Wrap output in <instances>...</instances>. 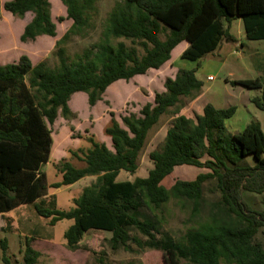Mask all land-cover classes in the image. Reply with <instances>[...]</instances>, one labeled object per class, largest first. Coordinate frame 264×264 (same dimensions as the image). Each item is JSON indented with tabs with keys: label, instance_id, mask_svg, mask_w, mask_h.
Wrapping results in <instances>:
<instances>
[{
	"label": "trees",
	"instance_id": "obj_1",
	"mask_svg": "<svg viewBox=\"0 0 264 264\" xmlns=\"http://www.w3.org/2000/svg\"><path fill=\"white\" fill-rule=\"evenodd\" d=\"M60 1L72 25L56 42L58 69H49L45 62L33 66L26 55L0 66V214L34 204L37 215L48 219L50 226L73 221L65 233L66 248L71 252L80 249L86 233L99 238L110 233L112 250L128 248L130 242L139 245L130 235L134 229L147 238L146 246L160 257L161 264H180L181 260L190 264H264V248L255 242L264 227V211L252 209L242 199V192L264 194V134L258 122H251L240 134L230 133L225 122L235 115L236 107L217 109L207 103L201 115L181 113L183 100L195 98L202 90L196 70L179 69L173 79L165 81L164 91L155 94L154 102L142 107L139 116L122 118L123 126L111 114L103 133L113 151L90 136V148L82 156L72 152L84 166L64 162L58 169L60 180L52 184L41 171L50 161L53 144L46 123L53 125L59 110L62 118L72 116L68 102L74 94H87L92 108L115 82L159 70L182 42L189 45L181 59L199 62L213 54L224 39L234 42L224 21L229 24L239 19L247 40H264V0H124L110 12L100 41L74 62L61 46L70 36L89 29L86 11L91 1ZM3 9L19 18L33 14L20 37L22 43L39 36L56 37L49 0H12ZM231 83L260 90L251 103L264 111V86L259 80ZM172 111L174 118L160 151L149 154L152 169L148 175L132 182L117 181L122 171L136 172L149 132ZM182 166L208 172L164 187V180ZM88 176L96 181L82 190L71 210L37 204L51 190L68 188ZM211 180L220 194L213 205L220 218L188 231L183 242L162 233L160 223L145 212L175 199L192 203L193 213H198L204 184ZM51 245L26 238L22 264H37L42 251ZM0 247L3 263L12 264L5 239L0 240Z\"/></svg>",
	"mask_w": 264,
	"mask_h": 264
},
{
	"label": "rangeland",
	"instance_id": "obj_2",
	"mask_svg": "<svg viewBox=\"0 0 264 264\" xmlns=\"http://www.w3.org/2000/svg\"><path fill=\"white\" fill-rule=\"evenodd\" d=\"M86 0H80L84 2ZM86 15L89 19V29L81 35L70 36L61 46L65 49L66 57L70 62L77 61L83 53L90 49L102 38L110 12L124 0H90ZM4 0H0V66L16 63L22 55H26L33 66L45 62L51 70H57L59 59L56 42L69 30L72 21L67 19L66 7L60 0H49L50 14L56 26V37L40 36L34 42L22 43L19 29L24 22L33 18L27 13L23 18L13 16L4 11ZM62 18V21L59 19ZM14 22V24H13ZM234 42L224 39L219 49L209 54L199 62L182 60L177 51L172 61L165 63L159 70H149L144 75L136 76L128 82L118 81L107 88L100 102L90 108L87 94H74L69 104L73 109L72 116L65 119L58 112L53 125L47 124L51 130L53 140L50 161L41 169L46 174L48 184L60 180L59 167L68 162L74 167H82L73 155L76 152L82 156L89 148L88 138L94 136L98 141L113 151L111 141L103 133L104 127L110 121L111 114L122 125V118L130 115H140V110L147 103H153L155 94L164 91L167 79H173L179 69L196 70V77L203 83L202 91L193 99H184L179 107L181 113L202 114L204 105L210 103L217 109L236 107L235 115L225 122L227 130L232 134H240L251 122H258L264 134V111L258 110L251 100L260 96L261 91L234 86L231 82L241 80H259L264 86V40L249 41L245 37L242 21L232 20L229 24L224 21ZM164 39V36H161ZM121 41V40H119ZM181 49V48H179ZM10 50L11 53L5 52ZM213 78L212 81L208 77ZM70 108V109H71ZM173 111L163 116L159 123L149 132L145 146L138 159V168L135 173L122 171L117 181H134L144 178L152 169L149 154L160 151L166 131L172 120ZM248 163H253L251 158ZM207 170L182 166L175 169L173 174L162 183L169 189L176 180L191 181L200 173ZM96 177L85 178L78 184L60 190H51L49 195L37 201L41 207L61 211H69L74 207V201L81 196L82 190L95 183ZM220 199L215 181L204 184V192L198 213H193L192 203L185 200L171 199L159 209H149L145 212L157 220L161 232L172 236L176 241L183 242L185 234L190 230L200 229L212 225L219 220L213 205ZM242 199L252 209L264 211V194L257 195L242 192ZM73 221L63 220L55 226L49 225V220L37 215L34 204H25L0 215V240L7 241L6 255L12 264H22L25 250V239L36 238L51 243L42 251L37 264H161L160 257L153 254L146 246V237L132 229L131 237L138 240L139 245L133 242L128 248L112 250L109 239L110 233L103 238L86 233L80 242V249L74 252L66 248L65 233ZM160 239V235L157 236ZM255 242L264 248V227L259 231ZM0 247V264L2 261ZM180 264H190L181 260ZM221 264H226L221 262Z\"/></svg>",
	"mask_w": 264,
	"mask_h": 264
},
{
	"label": "crops",
	"instance_id": "obj_3",
	"mask_svg": "<svg viewBox=\"0 0 264 264\" xmlns=\"http://www.w3.org/2000/svg\"><path fill=\"white\" fill-rule=\"evenodd\" d=\"M7 1H12V0H4V2H3V4L5 3V2H7ZM6 12V11H5ZM7 13H9V12H7ZM10 14V13H9ZM26 15V14H25ZM30 22V21H29ZM29 22H24L23 23V25H22V27L19 29V35H20V37H21V35H22V33H23V31H24V28H25V26L29 23ZM13 24H14V22H13ZM40 37V36H39ZM39 37H37V38H39ZM36 40V39H35ZM34 42V41H33ZM188 43L187 42H182L181 44H179L172 52H171V58H170V60L169 61H172V57H173V55H174V53L177 51L178 53H177V55L179 56H181V54L184 52V50H186V48L188 47ZM179 48H181V49H179ZM219 49V48H218ZM217 49V50H218ZM216 50V51H217ZM19 60V59H18ZM43 62V61H42ZM209 77H211V76H209ZM202 91V90H201ZM70 101V100H69ZM87 101H88V97H87ZM100 102V101H99ZM98 103V102H97ZM68 104H69V102H68ZM210 104V103H209ZM69 106V108H71L70 107V105H68ZM96 106V105H95ZM94 106V107H95ZM90 107V106H89ZM94 107H92V108H94ZM91 108V107H90ZM71 110H73L72 108L70 109V111ZM71 113H72V111H71ZM73 114V113H72ZM90 177H93V176H88V177H85V178H90ZM85 178H83V179H81V180H79L78 182H76L74 185H76V184H78L79 182H81L82 180H84ZM74 185H72V186H74ZM72 186H70V187H72ZM6 214H8V213H6ZM6 214H3V215H6ZM1 215V214H0Z\"/></svg>",
	"mask_w": 264,
	"mask_h": 264
},
{
	"label": "built area",
	"instance_id": "obj_4",
	"mask_svg": "<svg viewBox=\"0 0 264 264\" xmlns=\"http://www.w3.org/2000/svg\"><path fill=\"white\" fill-rule=\"evenodd\" d=\"M208 80H209V81H212V80H213V78H212V77H208Z\"/></svg>",
	"mask_w": 264,
	"mask_h": 264
}]
</instances>
